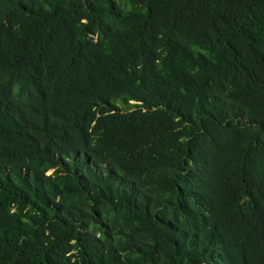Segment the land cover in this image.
I'll use <instances>...</instances> for the list:
<instances>
[{"label":"trees","instance_id":"obj_1","mask_svg":"<svg viewBox=\"0 0 264 264\" xmlns=\"http://www.w3.org/2000/svg\"><path fill=\"white\" fill-rule=\"evenodd\" d=\"M0 264H264V0H0Z\"/></svg>","mask_w":264,"mask_h":264}]
</instances>
